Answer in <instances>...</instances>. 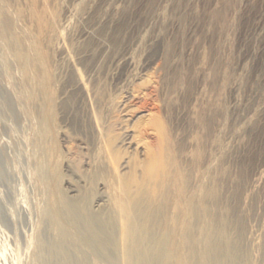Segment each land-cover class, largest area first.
Returning <instances> with one entry per match:
<instances>
[{"label": "rangeland", "instance_id": "374dc122", "mask_svg": "<svg viewBox=\"0 0 264 264\" xmlns=\"http://www.w3.org/2000/svg\"><path fill=\"white\" fill-rule=\"evenodd\" d=\"M46 12L27 26L38 64L15 56L32 54L18 33L0 35V264H123L109 157L127 176L151 115L186 172L204 137L202 173L212 156L226 172L213 211L227 208L234 260L264 264V0H52Z\"/></svg>", "mask_w": 264, "mask_h": 264}, {"label": "bare ground", "instance_id": "6f19581e", "mask_svg": "<svg viewBox=\"0 0 264 264\" xmlns=\"http://www.w3.org/2000/svg\"><path fill=\"white\" fill-rule=\"evenodd\" d=\"M28 3H32V11H26L14 0H0V13H4V17L6 14L5 22L1 20L5 25H0V35L3 39L18 33L28 45L30 43L32 54L27 58L20 49H16V55H13L36 65L45 57L42 39L32 35L27 26L29 23L41 26L52 0H29ZM150 117L149 127L139 132V142L145 145V157L132 163L127 176L117 172L119 161L111 154L109 157L112 162L110 189L117 208L123 214L122 233L117 244L123 264L130 263L133 253L135 264H236L230 237L224 234L223 217L227 208L216 212L217 215L213 211L221 201L219 188L221 178L226 176L223 165L214 166L212 156L208 167L210 172L207 176L202 173L201 165L205 163L207 153L202 146L204 137H196L198 148L192 161L195 169L186 172L180 162V149L166 136L157 119L153 115ZM204 121V125L209 127V121ZM149 130L159 135L156 145L146 142ZM96 221L90 217L88 228L98 238L100 232L95 229ZM136 224L139 236L133 239L131 230ZM243 230L245 236V226ZM132 244L134 247L131 248Z\"/></svg>", "mask_w": 264, "mask_h": 264}]
</instances>
